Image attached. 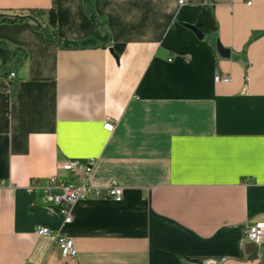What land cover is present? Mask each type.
<instances>
[{"label": "crops", "instance_id": "0c3cea01", "mask_svg": "<svg viewBox=\"0 0 264 264\" xmlns=\"http://www.w3.org/2000/svg\"><path fill=\"white\" fill-rule=\"evenodd\" d=\"M185 1L0 0L44 28L0 24L28 54L15 95L0 87V264H264L245 239L264 223V0ZM204 10L218 31L200 39ZM92 158L91 184L123 198L81 201L64 225L49 178Z\"/></svg>", "mask_w": 264, "mask_h": 264}, {"label": "built area", "instance_id": "2783aa9c", "mask_svg": "<svg viewBox=\"0 0 264 264\" xmlns=\"http://www.w3.org/2000/svg\"><path fill=\"white\" fill-rule=\"evenodd\" d=\"M180 5L185 4V0H178ZM16 78V72H11L8 79L4 82L6 86ZM216 80H220L219 76ZM115 125L108 119L104 129L112 133ZM98 160L90 159L85 163L67 161L59 166L60 174L49 178L46 192L52 204L59 209L64 220V225L73 222V210L75 206L85 200H114L120 202L123 198V188L115 181L106 187H97L91 184V178L96 169ZM62 173V174H61ZM37 234L40 236L51 237L56 245L61 249L66 258L73 259L77 255L72 239L63 236L58 230L47 227H39ZM247 242L254 244L260 249L264 245V223H257L245 231Z\"/></svg>", "mask_w": 264, "mask_h": 264}, {"label": "trees", "instance_id": "16d2710c", "mask_svg": "<svg viewBox=\"0 0 264 264\" xmlns=\"http://www.w3.org/2000/svg\"><path fill=\"white\" fill-rule=\"evenodd\" d=\"M45 15L44 13H41ZM47 24L55 28L57 26V13L55 8L53 7L50 12L47 14ZM34 16H38V14H34ZM32 17V16H31ZM34 18V17H33ZM24 20H31L30 17L16 18V17H7L0 16V24L1 23H16ZM102 33L105 35L108 32L105 29V23L102 22ZM37 26V23H36ZM205 36L216 33L218 31V23L214 17V14L210 10H204L199 18L197 19L195 25ZM38 29L43 30V27H38ZM258 37L257 34L253 35L250 41L254 40ZM112 50L116 55H119L124 50V45H114ZM28 57L27 52L22 48H12L8 43L4 40L0 39V60L2 62V69L0 70V87H6L10 90L12 97L15 95L18 88V80L14 79L9 86H6L4 82L8 79L11 72H17L19 68L24 65Z\"/></svg>", "mask_w": 264, "mask_h": 264}, {"label": "water", "instance_id": "95a60500", "mask_svg": "<svg viewBox=\"0 0 264 264\" xmlns=\"http://www.w3.org/2000/svg\"><path fill=\"white\" fill-rule=\"evenodd\" d=\"M30 17L31 20H33L35 23H37V26L40 28L42 27V25L37 21L36 18H33L31 16H27ZM16 18H22V17H16ZM190 29H192V31L200 38L203 39L204 38V34L196 27V26H189ZM216 50L218 52V54L223 57V58H229L230 57V51L223 48L221 46V44L217 41L216 44ZM248 249V253L250 254V259L251 260H257L258 259V247L254 244H249L247 246Z\"/></svg>", "mask_w": 264, "mask_h": 264}]
</instances>
